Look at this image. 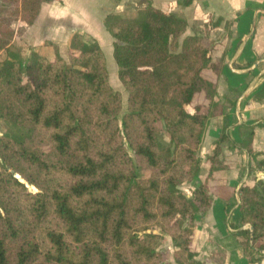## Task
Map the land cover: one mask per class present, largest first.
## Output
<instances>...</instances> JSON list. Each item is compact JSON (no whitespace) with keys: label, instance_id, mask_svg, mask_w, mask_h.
<instances>
[{"label":"trees","instance_id":"16d2710c","mask_svg":"<svg viewBox=\"0 0 264 264\" xmlns=\"http://www.w3.org/2000/svg\"><path fill=\"white\" fill-rule=\"evenodd\" d=\"M59 1L0 0V119L24 131L0 135V264H170L159 249L164 235L175 264H201L194 220L211 207L214 172L228 168L220 159L224 129L204 180L190 198L179 188L196 181L208 122L223 112L224 59L211 62L217 43L209 33L232 22L196 7L203 34L180 44L187 22L172 10L147 4L135 16L107 14L126 92L120 116L122 97L95 39L75 33L67 57L52 61L30 49L24 62L14 50L42 4ZM255 98L264 100V88ZM263 128L264 119L239 128L250 158V182L238 190L240 225L251 230L234 236L246 254L264 252V182L252 176L264 171V153L254 148Z\"/></svg>","mask_w":264,"mask_h":264},{"label":"crops","instance_id":"0c3cea01","mask_svg":"<svg viewBox=\"0 0 264 264\" xmlns=\"http://www.w3.org/2000/svg\"><path fill=\"white\" fill-rule=\"evenodd\" d=\"M176 1L60 0L42 4L34 24L12 44L15 46L21 41L26 44V51L21 52L24 62L29 59L30 49L52 61L56 55L66 58L72 36L80 33L95 39L102 52L111 54L113 41L104 27L106 15L135 16L147 3L158 10H172L186 20L187 28L179 39L180 44L187 36L203 34L200 20L195 16L196 7L203 13H213L232 22L229 30L222 24L209 33V39L217 43L211 53V62L224 59L217 81L223 112L210 118L201 144L204 145L202 164L206 165L203 168L206 176L207 157L224 129L228 142L221 146L220 159L228 168L214 172L209 181L212 204L195 217L192 249L201 264H264L263 251L246 254L234 236L244 228L251 230L250 226L240 225L238 190L244 182L250 181V158L240 148L239 128L264 119V100L255 98L264 88V0H193L187 7H175ZM205 73L208 76L210 71ZM254 148L264 153V128L256 129ZM261 173L264 171L253 170L252 176L261 178ZM217 250L223 255L217 256Z\"/></svg>","mask_w":264,"mask_h":264},{"label":"rangeland","instance_id":"374dc122","mask_svg":"<svg viewBox=\"0 0 264 264\" xmlns=\"http://www.w3.org/2000/svg\"><path fill=\"white\" fill-rule=\"evenodd\" d=\"M148 4V3H147ZM200 23H202L200 21ZM202 29V27H201ZM14 50H16L17 52H19L21 54V52H25L26 51V44H24L22 41L21 42H17V44L14 46ZM104 52V51H103ZM104 56H105V60H106V65H107V70H108V74H109V82L110 85L112 86V88L115 91H118L121 94L122 97V111L120 113V116L125 112V106H126V92L123 89L119 79H118V67L114 61L113 58V46H112V51L111 54H109L108 52H104ZM208 76H210V74H208ZM24 131L18 128H14L12 126H9L7 124H5L1 119H0V135L2 134H14V135H21L23 134ZM160 141L162 144H165L167 142V138L163 135H161ZM204 145L201 146V148L199 149L198 152V156L200 159V172L198 177L196 178V184H198L199 182H202L205 178V176L203 175V168L206 166L205 164H202L205 160V156H204ZM202 154L204 157H202ZM202 164V165H201ZM206 173V172H205ZM260 176L264 177V173H261ZM261 177V178H262ZM22 178V177H21ZM261 178H256L257 180H263ZM250 182V181H249ZM194 182L190 183V184H186L181 186L179 189L181 190V192L188 198L191 197V191L194 189V186L196 185ZM26 187L28 188L29 192L31 193H35L37 190L33 187V186H29L27 183L25 184ZM31 187V190L29 189ZM159 249L162 251L167 252L168 254V261L170 264H175L174 260H173V248L171 245V241L170 238L166 235L163 236L161 242H160V246Z\"/></svg>","mask_w":264,"mask_h":264},{"label":"water","instance_id":"95a60500","mask_svg":"<svg viewBox=\"0 0 264 264\" xmlns=\"http://www.w3.org/2000/svg\"><path fill=\"white\" fill-rule=\"evenodd\" d=\"M17 180L21 183V184H26L25 180L23 178H21L20 176H16ZM37 192V191H36ZM35 192V193H36Z\"/></svg>","mask_w":264,"mask_h":264},{"label":"built area","instance_id":"2783aa9c","mask_svg":"<svg viewBox=\"0 0 264 264\" xmlns=\"http://www.w3.org/2000/svg\"><path fill=\"white\" fill-rule=\"evenodd\" d=\"M264 262V261H263Z\"/></svg>","mask_w":264,"mask_h":264}]
</instances>
